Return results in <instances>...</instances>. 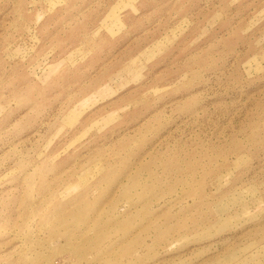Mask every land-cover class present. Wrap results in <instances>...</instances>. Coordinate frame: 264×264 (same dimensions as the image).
<instances>
[{"label":"rangeland","instance_id":"rangeland-1","mask_svg":"<svg viewBox=\"0 0 264 264\" xmlns=\"http://www.w3.org/2000/svg\"><path fill=\"white\" fill-rule=\"evenodd\" d=\"M0 264H264V0H0Z\"/></svg>","mask_w":264,"mask_h":264}]
</instances>
